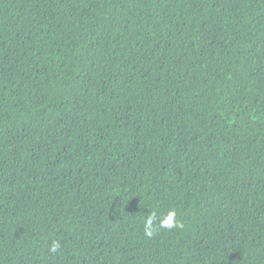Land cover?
Instances as JSON below:
<instances>
[{
  "label": "trees",
  "instance_id": "16d2710c",
  "mask_svg": "<svg viewBox=\"0 0 264 264\" xmlns=\"http://www.w3.org/2000/svg\"><path fill=\"white\" fill-rule=\"evenodd\" d=\"M0 264H264V0H0Z\"/></svg>",
  "mask_w": 264,
  "mask_h": 264
},
{
  "label": "clouds",
  "instance_id": "9594fccd",
  "mask_svg": "<svg viewBox=\"0 0 264 264\" xmlns=\"http://www.w3.org/2000/svg\"><path fill=\"white\" fill-rule=\"evenodd\" d=\"M156 219L155 213L150 212V214L147 215V219L144 223V232L145 235L148 237H151L156 232V227L154 225V221ZM160 228H168V229H174V228H183L184 224L182 222H179L176 220V212L175 210H172L168 212V214L160 220L159 223ZM60 250V243L58 241H54L51 245L50 251L53 253H56Z\"/></svg>",
  "mask_w": 264,
  "mask_h": 264
}]
</instances>
